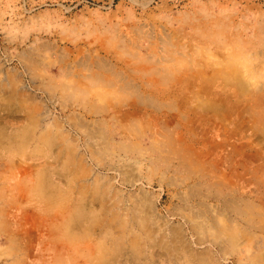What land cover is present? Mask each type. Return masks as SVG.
I'll return each instance as SVG.
<instances>
[{
    "label": "rangeland",
    "instance_id": "374dc122",
    "mask_svg": "<svg viewBox=\"0 0 264 264\" xmlns=\"http://www.w3.org/2000/svg\"><path fill=\"white\" fill-rule=\"evenodd\" d=\"M0 264H264V0H0Z\"/></svg>",
    "mask_w": 264,
    "mask_h": 264
},
{
    "label": "bare ground",
    "instance_id": "6f19581e",
    "mask_svg": "<svg viewBox=\"0 0 264 264\" xmlns=\"http://www.w3.org/2000/svg\"><path fill=\"white\" fill-rule=\"evenodd\" d=\"M52 199H53V198H50V199L48 200V202H50Z\"/></svg>",
    "mask_w": 264,
    "mask_h": 264
}]
</instances>
